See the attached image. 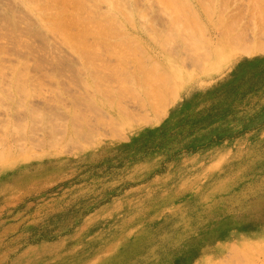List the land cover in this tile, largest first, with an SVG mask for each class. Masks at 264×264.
Wrapping results in <instances>:
<instances>
[{
    "label": "rangeland",
    "instance_id": "1",
    "mask_svg": "<svg viewBox=\"0 0 264 264\" xmlns=\"http://www.w3.org/2000/svg\"><path fill=\"white\" fill-rule=\"evenodd\" d=\"M104 1L0 0V264H264V0Z\"/></svg>",
    "mask_w": 264,
    "mask_h": 264
},
{
    "label": "bare ground",
    "instance_id": "2",
    "mask_svg": "<svg viewBox=\"0 0 264 264\" xmlns=\"http://www.w3.org/2000/svg\"><path fill=\"white\" fill-rule=\"evenodd\" d=\"M100 1H101V0H99V2H100ZM175 1H176V0H175ZM77 2L80 4L81 7H84V8H85V6H86L85 4H87V3L84 4V2H81V0H77ZM78 3H77V4H78ZM103 3H105V4L107 3V4H106V5H107V10H105V11H107L108 14H110V15H111L113 18H115V19L117 18V16H119L121 13H123V12H125V11L129 12V13L132 15V17H133V14L135 13L134 10L137 8V4H136L135 0H105ZM105 4H104V5H105ZM96 5H97V4H96ZM99 5H100V4H99ZM99 5H98V7H100ZM90 6H91V5H90ZM78 8H80L79 5H78ZM90 8H91V7H90ZM93 8H94V7H93ZM93 8H91V9H93ZM96 8H97V7H96ZM102 8H103V7H102ZM99 9H100V8H99ZM164 9H165V8H164ZM93 10H95V9H93ZM93 10H92V11H93ZM96 10H98V9H96ZM83 11H84V10H83ZM87 11H89V10H87ZM92 11H91V12H92ZM80 12H81V11L79 10L78 13H80ZM98 12H99V11H98ZM107 12H106L105 14H107ZM164 12H165L166 14H167V13H169V14L172 13V14H173V12H171V11H169V10H164ZM95 13H97V12H95ZM142 13H143V12H142ZM142 13L139 14V20H140L143 16H146V15L143 14V16L140 17V15H142ZM65 14H66V13H65ZM65 14H64V15H65ZM88 14H89V13H88ZM93 14H94V12H93ZM61 15H62V14H61ZM80 15H81V14H80ZM84 15H85V14H84ZM84 15L81 16V17H84ZM70 16H71V15H70ZM75 17H76V20L74 19ZM81 17L79 16V14H78V16H77V14H76V16H74L73 19H74L75 21H77V19H78L79 21H81V20L83 21V19H82ZM132 17H131V19H129V22H128L127 20H126V21H121V25H122V27H123L124 29H126V30H125L123 33H121V34L125 35V34H128V33H129V31H127V30H128V25L126 24V22H128L129 25H130V22L132 21V24H131V25H133L132 27H134V29H138L139 24H138V26H137L135 20H132ZM148 17H149V16H148ZM150 17H151V16H150ZM69 18H70V17H69ZM135 18H136V17H135ZM143 18H146V17H143ZM70 19H71V18H70ZM70 19H69V20H70ZM59 20L61 21V19H58V21L56 22V23L58 24V27H57V24H55V25H56L57 28L60 29V24H64L65 22H64V23H63V22L60 23ZM71 20H72V19H71ZM146 20H147V19H146ZM153 20H154V19H153ZM208 20H211L210 23H212L214 29H217V27H216V26H217V23L214 22L215 20H213V18H209ZM65 21H67V20H65ZM143 21H144V20H143ZM143 21H141V22L139 21V22L141 23V26H143V24H142ZM148 21H149V20H147V23L144 21V22L146 23V25L149 24ZM151 21H152V19H151ZM67 22H68V21H67ZM70 22H71V21H69V23H70ZM117 22H119V21H117ZM161 22H162V21H161ZM202 22H203L202 24L205 23V26H204L205 28H204V29H206V30L208 31V34H209V36H208V42L212 43V42H214L216 39L219 40V39H221V38L224 36V33L221 32V31H220V32L223 33V34H222L223 36H222V37L217 36L216 34H217L218 30H217V31H216V30L214 31L213 29H209V28H208V23H209V22H208V23L205 22V21H202ZM72 23H73V22H72ZM74 23H75V22H74ZM210 23H209V24H210ZM215 23H216V24H215ZM67 24H68V23H67ZM153 24H154V23H153ZM161 24H162V23H161ZM53 25H54V24H53ZM114 25H115V24H114ZM178 25H179V23H178ZM63 26H64V28H65V26H66V27H70V26H67V25L65 24V25H62V26H61V29H62ZM150 26H151V25H150ZM150 26H149V27H150ZM152 26H153V25H152ZM156 26H157V25H156ZM147 27H148V25H147ZM64 28H63L62 31L65 30ZM143 28H145V27L143 26ZM59 29H58V30L56 29V30L59 31ZM132 29H133V28H131V30H132ZM155 29H156V28H155ZM204 29H203V32L206 31V30H204ZM52 30H53V29H52ZM153 30H154V29H153ZM54 31H55V30H54ZM55 32H56V31H55ZM254 32H255V31H254ZM262 32H263V31H262ZM256 33H258V32H256ZM157 34H158V33H157ZM160 34H161V33H160ZM165 34H167L168 37H166ZM165 34L163 33V35L165 36L166 39L169 38V39L172 40V37H171V36H173L172 33H171V34H170V33H165ZM169 34H170V35H169ZM203 34H204V33H203ZM253 34H254V36L252 37V39H258V38H256L255 33H253ZM261 34H262V33H261ZM123 35H120V36H123ZM220 35H221V34H220ZM238 35H239V34H238ZM238 35L233 36L232 38H231V37H229V38L227 37V38H228V39H227V40H228V43L225 42L226 40L223 41V42H224L226 45H228V44L230 43V44H231V45L229 44L230 46H232V45L234 46V45H235V47H236V45L239 44V43L241 42V40H243V39L246 37V36H245L243 39H242V38L239 39V38H240V35H239V36H238ZM243 35H244V34H243ZM256 35H257V37L259 36L258 34H256ZM161 36H162V34H161ZM161 36H160V37H161ZM164 36H162V37H164ZM203 36H206V35H203ZM203 36H202V37H203ZM247 36H248V35H247ZM250 36H251V35H250ZM160 37H159V35H158V39H161ZM170 37H171V38H170ZM202 37H201L200 40H199V46L202 45L203 48L200 47V48L202 49V51H201V49L198 47V48H199V49H198V50H199V52H198L199 54H198V53H197V54H198V57L200 56V60H201V58H202V61H203V58H206V57L208 58V57L210 56V54H209V56H208V53H205V52H207V50H208V49H207L208 47H206L205 44H204V42L207 41V39L204 40L205 38L203 39ZM206 37H207V36H206ZM241 37H242V36H241ZM259 37H260V36H259ZM261 37H262V35H261ZM118 38H119V36H118ZM155 38H156V37H155ZM225 38H226V37H225ZM248 38H249V37H248ZM248 38H246V39H248ZM114 39H116V37H115ZM126 39H127V38H126ZM130 39H131V38H130ZM249 39H250V38H249ZM123 40H124V38H123ZM143 40H144V39H143ZM223 40H224V39H223ZM250 40H251V39H250ZM114 41L117 42V43L119 42V41H116V40H114ZM252 41H253V40H252ZM252 41H251V42H252ZM255 41H256V40H255ZM115 42L112 43V44H115ZM143 42H144V41H143ZM249 42H250V41H249ZM251 42H250V43H251ZM117 43H116V44H117ZM210 43H209V44H210ZM253 43H254V42H253ZM116 44H115V45H116ZM170 44H171V43H170ZM203 44H204V46H203ZM241 44H242V43H241ZM241 44H239V45H241ZM254 44H256V42H255ZM172 45H173V43H172L171 46H170V47H171V50H172L171 55L166 56V57H164V59H163V60H165V63H166V62L171 63V62L175 61L176 58H178V55H179V54H178V53H179V48H178V50H177V49L174 47L176 44H175L174 46H172ZM207 46H208V45H207ZM211 46H212V45H211ZM233 46H232V47H233ZM237 46H238V45H237ZM243 46H244V45H243ZM245 46H246V45H245ZM245 46H244V47H245ZM254 46H255V45H254ZM173 47H174V48H173ZM204 47H206L207 50H206ZM228 48H229V47H228ZM237 48H241V47H237ZM203 49L205 50V52L203 51ZM245 49H246V48H245ZM261 49H263L262 46H260V45L257 46V45H256V47H251L250 49H247V50H248L249 52H256V51L261 50ZM228 50H229V49H228ZM240 50H241V49H240ZM243 50H244V49H243ZM208 51H209V53H211L210 50H208ZM244 51H245V50H244ZM240 52H241V51H240ZM242 52H243V51H242ZM204 53H205V54H204ZM212 53L214 54L215 52H212ZM212 53H211V54H212ZM182 54H183V53H182ZM213 54H212L211 56H213ZM206 55H207V56H206ZM171 56H173L174 59H173ZM187 56H188V55H187ZM188 57H189V56H188ZM194 57H195V59H193ZM194 57L192 58L193 60H196V59H197L196 61L199 60L196 56H194ZM180 58H181V57H180ZM190 58H191V57H190ZM207 58H206V59H207ZM210 58H211V57H210ZM125 59H127V58H125ZM125 59H123V60L125 61ZM128 59H129V58H128ZM128 59H127V60H128ZM178 59H179V58H178ZM206 59H204V61H207V60H208V59H207V60H206ZM200 60H199V61H200ZM131 62H132V63H131ZM125 63H126V62H125ZM127 63H128V62H127ZM129 63H131V64L133 65V64L135 63V61H134V63H133V61H130ZM58 64H59V63H58ZM135 64H137V65H136L137 67H136L135 65H134V66H135L136 68H138L139 64H138V63H135ZM149 65H150V64H149ZM134 66H133V67H134ZM141 66H143V65H141ZM148 67H149V66H148ZM148 67H147V69H148ZM147 69L145 68L146 71L151 70L149 73L152 72V69H148V70H147ZM143 70H144V69H143ZM130 71H131V73H129V74H132V71H135V70H130ZM174 71H175L174 69H171L170 74H171V73H175ZM127 72H128V71H127ZM136 73H137V72H136ZM136 73H134V77H135V79H136V76L138 75V73H137V75L135 76ZM147 73H148V72H147ZM145 74H146V73H145ZM145 74L142 73V75H144V76L146 77ZM175 74H176V73H175ZM175 74H174V75H175ZM175 76H177V75H175ZM175 76H174V77H175ZM164 77H166V76H164ZM140 78H141V77H140ZM175 78H176V77H175ZM175 78H174V79H175ZM137 79H138V78H137ZM137 79H136V80H137ZM146 79H148V77H146ZM156 79H157V78H156ZM142 80H143V79H142ZM142 80H140V81H142ZM130 81L132 82V79H131ZM148 81H149V80H146V82H147L148 85H149V84L151 85V84L154 82V80H150L152 83H148ZM150 81H149V82H150ZM167 81H168V80H167ZM169 81H170V80H169ZM163 82H164V81H163ZM173 82H174V81H173ZM122 83H125V82H122ZM133 83H134V81H133ZM138 83H140V84H138V85H141L142 82H139V81H138ZM143 83L145 84V86L143 85ZM143 83H142V85H143L144 87H146V83H145L144 81H143ZM154 83H155V82H154ZM169 84H171V83H169ZM121 85H123V84H121ZM135 85H137V82H136ZM153 85H154V84H153ZM171 85H172V84H171ZM131 86H134V84L131 85ZM154 86H155V85H154ZM127 87H130V84H129V86H127V85L125 86V90H127L128 93H129V92L131 93L132 91H137V90L139 89V88H138V89H135V88H136V86H135L134 89H133V88L131 89V87H130V88H129V91H128V89H126ZM137 87H138V86H137ZM144 87H143V89H142V87H140V89H142V90H144V91L149 90L147 87H146L147 89H146V88L144 89ZM167 87H168V85L166 86V88H167ZM155 88H157V86H155ZM131 90H132V91H131ZM150 90H152V91H150V92H151V93H154V95H155L156 91H154V90L151 89V88H150ZM162 90H164V89H162ZM144 91H142V92H144ZM147 92H148V91H147ZM174 92H175V91H174ZM174 92H173V93H174ZM137 93L139 94L138 97H140V101L142 102L144 98L141 97L140 92H132L131 94L136 95ZM144 93H145V92H144ZM173 93H172V94H173ZM149 94H150V93H149ZM149 94H148V93H145L146 97H147ZM160 94L162 95V91H160ZM145 95H144V96H145ZM151 95H152V96H151ZM154 95H153V94H150V98L152 97V99H151L150 102H152V103H153V102H156V101H157L156 98H158V97H157L158 93H157L155 96H154ZM168 95H169V94H168ZM173 95H174V94H173ZM142 96H143V94H142ZM158 96L160 97V95H158ZM162 96H163V95H162ZM154 97H155V98H154ZM164 97H165V96H164ZM166 97H167V96H166ZM166 97H165V98H166ZM141 98H142V99H141ZM148 98H149V96H148ZM150 98H149V99H150ZM153 98H154V99H153ZM160 98H162V97H160ZM75 99H76V98H75ZM145 99H146V101H147V98H145ZM155 99H156V101H155ZM163 99H164V98H163ZM153 100H154V101H153ZM158 100H159V99H158ZM164 100H165V99H164ZM87 101H88V100H87ZM144 101H145V100H144ZM161 101H162V99H161ZM161 101H160L159 103H161ZM88 102H89V101H88ZM120 103H121V102H120ZM124 103H128V102L125 101V102H123V104H124ZM145 103H146V102H145ZM118 104H119V103H118ZM118 104H117V105L115 104V105L118 106ZM141 104H142V105H141ZM147 104H149V101L147 102ZM157 104H158V103H157ZM106 105H107V104H106ZM106 105H105V107H106ZM108 105H109V104H108ZM108 105H107V107H108ZM138 105L145 107L144 102L139 103ZM89 106H91V105L89 104ZM110 106H112V104H110ZM110 106H109V107H110ZM121 106L123 107L124 105H121ZM121 106H120V108L122 109V111H124V110L126 109L125 111H128V112H127L128 114H130V115L133 114V112L131 111V108H130L127 104H126V107H125L124 109H123ZM140 106H139V108H140ZM157 106L159 107L160 105L158 104ZM94 107H95V106H94ZM143 107H142V108H143ZM155 107H156V106H155ZM90 108H91V107H90ZM90 108H89V109H90ZM110 108H111V107H110ZM120 108H119V107H118V108L116 107V108H114V109H118V110H119ZM139 108H138V109H139ZM142 108H141V109H142ZM145 108H146V107H145ZM147 108H148V105H147ZM147 108H146V109H147ZM150 108H151V106H150ZM98 109H100V108H98ZM111 109H112V108H111ZM128 109L130 110V112H129ZM146 109H145V110H146ZM102 110H103V109H102ZM162 110H163V108H162ZM119 111H120V110H119ZM133 111H134V110H133ZM143 111H144V110H143ZM98 112H99V110H98ZM102 112H103V111H102ZM113 112H114V111H113ZM131 112H132V114H131ZM121 113H122V112H121ZM97 114H98V113H97ZM111 114H113V113H111ZM124 114H126V112H124ZM126 115H127V114H126ZM130 115H127V116L129 117ZM133 115H134V114H133ZM135 115H136V113H135ZM135 115L132 116V117L134 118ZM140 115H141V114H140ZM140 115H139V117H140ZM136 116H137V115H136ZM142 116H143V115H141V117H142ZM128 117H127V118H128ZM125 119H126V118H125ZM132 120H133V119H132ZM142 120H144V119H142ZM121 122H122V120H121ZM122 123H123V122H122ZM113 125H115V124H112V126H113ZM51 126H52V125H51ZM110 126H111V125H110ZM51 128H52V130L57 129V128H54V127H51ZM113 128H114V127H113ZM115 128L117 129V127H115ZM116 129H115V130H116ZM118 129H119V127H118ZM110 130H111V129H110ZM56 131H57V130H56ZM119 131H120V129H119ZM111 133H112V130H111ZM113 133H114V132H113ZM241 257H242V256H241ZM246 259H247V258H246ZM242 260H243V258H242ZM244 260H245V259H244ZM224 264H225V263H224ZM244 264H245V263H244Z\"/></svg>",
    "mask_w": 264,
    "mask_h": 264
}]
</instances>
